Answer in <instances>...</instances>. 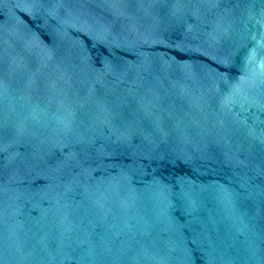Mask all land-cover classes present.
<instances>
[{
  "label": "water",
  "instance_id": "95a60500",
  "mask_svg": "<svg viewBox=\"0 0 264 264\" xmlns=\"http://www.w3.org/2000/svg\"><path fill=\"white\" fill-rule=\"evenodd\" d=\"M0 264H264V0H0Z\"/></svg>",
  "mask_w": 264,
  "mask_h": 264
}]
</instances>
